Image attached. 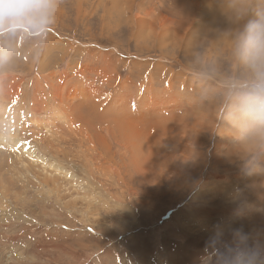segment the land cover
<instances>
[{"label": "rangeland", "instance_id": "374dc122", "mask_svg": "<svg viewBox=\"0 0 264 264\" xmlns=\"http://www.w3.org/2000/svg\"><path fill=\"white\" fill-rule=\"evenodd\" d=\"M49 2L0 28V264H264V0Z\"/></svg>", "mask_w": 264, "mask_h": 264}, {"label": "clouds", "instance_id": "9594fccd", "mask_svg": "<svg viewBox=\"0 0 264 264\" xmlns=\"http://www.w3.org/2000/svg\"><path fill=\"white\" fill-rule=\"evenodd\" d=\"M51 11L49 0H0V28L36 25ZM235 55L250 73L247 82L235 85L240 89L236 107L264 128V16L245 25L235 44Z\"/></svg>", "mask_w": 264, "mask_h": 264}, {"label": "bare ground", "instance_id": "6f19581e", "mask_svg": "<svg viewBox=\"0 0 264 264\" xmlns=\"http://www.w3.org/2000/svg\"><path fill=\"white\" fill-rule=\"evenodd\" d=\"M226 12H228V10L226 11ZM226 12H225V14H226ZM110 112V111H109ZM107 113V112H106ZM107 114H110V113H107ZM111 118V117H110ZM117 124V123H116ZM115 125V124H114ZM119 125V124H118ZM117 125V126H118ZM117 126H116V128H117ZM114 127V126H113ZM126 127V126H125ZM115 128V127H114ZM120 130H122L123 132H124V130H123V128L122 129H120L119 128V130L118 131H120ZM116 131V130H115ZM122 131H120V133L122 132ZM120 135H122V133L120 134ZM29 152H30V150H29Z\"/></svg>", "mask_w": 264, "mask_h": 264}]
</instances>
